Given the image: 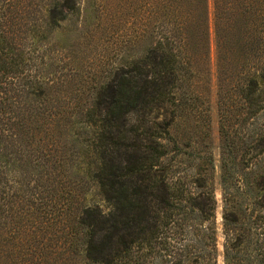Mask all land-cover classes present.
I'll list each match as a JSON object with an SVG mask.
<instances>
[{
	"label": "trees",
	"instance_id": "trees-1",
	"mask_svg": "<svg viewBox=\"0 0 264 264\" xmlns=\"http://www.w3.org/2000/svg\"><path fill=\"white\" fill-rule=\"evenodd\" d=\"M109 14L114 57L150 44L81 81L55 50ZM212 22L214 57L209 0H0V264H264V0H212Z\"/></svg>",
	"mask_w": 264,
	"mask_h": 264
},
{
	"label": "rangeland",
	"instance_id": "rangeland-1",
	"mask_svg": "<svg viewBox=\"0 0 264 264\" xmlns=\"http://www.w3.org/2000/svg\"><path fill=\"white\" fill-rule=\"evenodd\" d=\"M81 2V0H80ZM81 5V4H80ZM209 12L211 17V34H210V47H211V56L214 57V32H213V22H212V0H209ZM101 24L98 29L95 30L94 39L89 43H85L81 41L78 51L76 47H72L70 43H62L60 41L59 50H55V57L62 58L66 62L75 60L76 63L81 65V81L85 77L87 73V63L89 66V62L102 64L104 61L110 62L113 61L116 65L124 63L125 60L129 61L133 58L139 57L145 53L146 48L150 44V41H141L140 45H138L132 51H127L123 49L122 51H118L116 57L113 55V49L117 48V44L125 33H123L122 29H119L115 24H113L112 15L109 14L103 19H101ZM76 32L74 27L76 28ZM65 31L62 32L63 39L67 38L66 42H72L76 40L78 35L81 37V16L76 22L75 18H71L66 24H64ZM126 33L129 31L127 28L125 29ZM76 33V34H75ZM72 35V36H70ZM64 46V47H63ZM125 50V51H124ZM59 51L61 53H59ZM109 60V61H108ZM115 60V61H114ZM89 68L94 69V66H89ZM214 70V69H213ZM215 79L213 78L210 81L209 87L205 92L203 105H202V115L197 119V133L198 137L204 139V142L209 145V152L212 154L215 160V175L213 179V184L215 188L216 199L218 201V208L216 212V223L217 226L221 227V202H220V178L218 171V160H219V135H218V127H219V112L217 106V94L216 88L214 86ZM82 85V84H81ZM82 91V89H81ZM205 133V134H204ZM75 178L77 181L81 180L79 176H81V171L78 169L75 171ZM79 175V176H77ZM222 238L219 233L218 246L219 250H222ZM218 264L222 263V258L219 257Z\"/></svg>",
	"mask_w": 264,
	"mask_h": 264
}]
</instances>
